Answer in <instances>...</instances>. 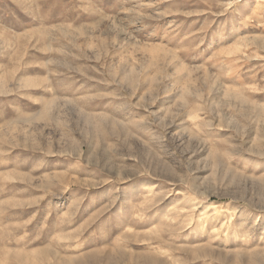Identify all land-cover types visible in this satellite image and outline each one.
<instances>
[{
    "label": "rangeland",
    "instance_id": "obj_1",
    "mask_svg": "<svg viewBox=\"0 0 264 264\" xmlns=\"http://www.w3.org/2000/svg\"><path fill=\"white\" fill-rule=\"evenodd\" d=\"M0 264H264V0H0Z\"/></svg>",
    "mask_w": 264,
    "mask_h": 264
}]
</instances>
